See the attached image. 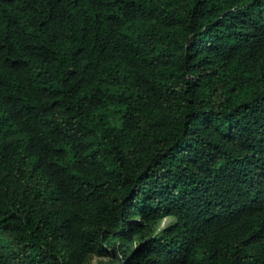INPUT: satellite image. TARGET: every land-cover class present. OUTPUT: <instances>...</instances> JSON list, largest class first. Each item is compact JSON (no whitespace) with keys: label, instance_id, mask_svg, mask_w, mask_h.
<instances>
[{"label":"trees","instance_id":"trees-1","mask_svg":"<svg viewBox=\"0 0 264 264\" xmlns=\"http://www.w3.org/2000/svg\"><path fill=\"white\" fill-rule=\"evenodd\" d=\"M91 254L264 264V0H0V264Z\"/></svg>","mask_w":264,"mask_h":264},{"label":"rangeland","instance_id":"rangeland-1","mask_svg":"<svg viewBox=\"0 0 264 264\" xmlns=\"http://www.w3.org/2000/svg\"><path fill=\"white\" fill-rule=\"evenodd\" d=\"M132 94L131 86L125 80L117 84H107L105 88V100L108 102L116 100H126ZM172 221V218L167 216L161 219L156 225V229H160ZM86 264H114L108 257L97 256L95 254L89 255Z\"/></svg>","mask_w":264,"mask_h":264}]
</instances>
